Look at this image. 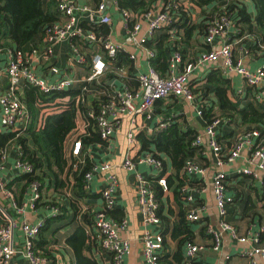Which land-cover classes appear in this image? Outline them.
Wrapping results in <instances>:
<instances>
[{"label":"built area","instance_id":"1","mask_svg":"<svg viewBox=\"0 0 264 264\" xmlns=\"http://www.w3.org/2000/svg\"><path fill=\"white\" fill-rule=\"evenodd\" d=\"M123 0H58V20L47 26L41 41L25 49L10 47L0 44V53L7 58L6 73L9 81L8 91L0 96L2 106V125L14 130L21 122L28 123L29 111L25 103L23 87L26 83L37 87L42 92L66 91L69 89H79L81 91L77 101L88 99L87 93L92 92V84H97L102 92L98 95L107 96L98 111L90 110L88 116L95 119L101 139L106 142L112 139L122 126L124 117H134L143 115L147 120L154 117V108L158 101L165 100L174 95L188 102H193L195 92L190 85V78L193 72L207 64L221 63L222 72L225 75L237 74L244 78L247 84L256 87L259 92L256 99L264 100V65L251 69L244 65L242 58H235L233 44L225 41L219 49H211L202 52L197 61L189 62L182 66L183 54L178 48L170 45L171 52L168 56V69L165 75L157 71L150 63L149 69L136 75L138 86L131 88L128 84L129 75L127 66H116L114 59L120 51H125L127 47L141 48L146 58L152 61L156 56V50L148 43L159 34L169 33L175 35L177 32L178 13L183 9L192 16L196 13V8L192 6L190 0H159L155 7L147 10L134 11L132 8L122 6ZM226 5V4H225ZM223 5L222 7H225ZM117 11L123 17V42L119 43L112 39L114 34V22ZM232 16L222 13L214 17L209 22L204 35L205 42L212 44L217 38L227 36L232 26ZM84 23L91 26L105 25L108 34L92 28H85ZM240 33V30H238ZM240 40L254 38L248 34L241 35ZM68 43L72 54L66 66L54 64L57 46ZM132 60L135 55H130ZM46 62L48 71L40 74L36 66ZM81 69H86V74L79 75ZM127 70V71H126ZM123 82L121 88L114 87L116 80ZM105 82V84H104ZM84 117V116H83ZM131 124L133 126H131ZM130 124L131 129L125 134L130 146L135 144V122ZM221 124V119L216 118L212 124L208 125L206 134L209 137V144L214 151L217 163L223 167L227 163H232L242 156L246 148H250L249 163L251 166L243 170L245 175L258 177L251 168L256 167L259 171H264V136L257 129H247L238 135L233 146L227 154H222V147L217 140L216 129ZM171 124L160 121L161 129L169 127ZM79 132H74L71 137V156L76 162V170H83L87 167L88 160L83 154L85 148L83 136L87 134L86 127ZM201 143V138H196L194 145ZM18 149V160L15 169L20 175L33 170L32 165L20 158ZM8 156L7 149L0 151V193L7 200L4 204L0 202V214L3 216L4 224L0 226V262L9 264L13 257L20 252L29 264H55L52 258H48L36 250L35 242L39 237L45 221L34 223L29 220H19L15 216L25 214L27 211H36L37 200L40 197L38 183H33L30 187L31 194L28 199L20 205L15 195L4 180L2 170L5 168V161ZM139 165H148L154 168L159 175L158 183L164 192L169 190L167 175L162 174L164 161L155 155L154 152L146 150L136 159L127 155L122 166L128 172H132L137 180V203L142 218L143 230L141 242L143 257L146 264H161L160 253L164 246V236L156 227L161 225L158 215L159 203L153 190L151 179L139 172ZM184 172L190 176L204 177L207 169L203 163L194 157H190L184 164ZM95 173H103L107 178L106 188L102 192L104 205L95 214L93 237L99 246L112 254L113 264H125V260L132 255V243L129 237L125 236L128 229V221H113L107 215V210L116 205L114 191L120 183L119 176L114 171L111 162H104L91 166L84 174L85 188L91 189L92 179ZM162 174V175H161ZM204 191V189H202ZM212 191L215 198V205L221 217L218 229L211 228L209 232L213 236V250L220 252L223 245L225 232L241 243H248L250 236L255 246L246 250V254L251 259L252 264H257L256 257H260L264 262V246L258 245L260 233L264 232L261 227L258 233L251 235H240L237 228L227 221L228 206L235 201L234 195L228 191V173L219 169L212 180ZM188 201H193V194L188 186L182 188ZM7 205L8 211L5 207ZM53 216L59 213V209L52 207ZM204 206H194L188 209L187 217L189 221L199 223L202 219ZM21 221V222H20ZM21 230L24 246L17 248L16 231ZM204 244L188 241L185 245L186 264H193L199 253L204 251ZM223 264H231L227 260Z\"/></svg>","mask_w":264,"mask_h":264},{"label":"crops","instance_id":"2","mask_svg":"<svg viewBox=\"0 0 264 264\" xmlns=\"http://www.w3.org/2000/svg\"><path fill=\"white\" fill-rule=\"evenodd\" d=\"M159 0H147L149 8L155 7ZM232 0H218L217 5L223 6L226 3H230ZM248 7L249 12L252 15L253 23L255 25L257 12L252 0H241ZM151 7V8H152ZM114 22V34L112 39L121 43L123 42V17L117 11ZM200 10L193 15V21L197 24V29L193 35V40L190 45L185 44L188 49V58L199 56L202 52L211 50L213 48L219 49L225 41H229L234 47L235 58H242L244 65L251 69L259 68L264 65V58L261 52L250 50V43L241 41L240 34L232 20V26L228 31L227 36L217 38L212 44H207L204 39V35L201 31L202 14ZM233 18V16H232ZM163 34H159L157 38L153 40H162ZM151 40V42L153 41ZM252 42V39L249 40ZM40 42V41H39ZM32 43V45L39 43ZM172 43V42H171ZM156 45V42H155ZM169 45L167 42L161 43V46ZM130 55H135V59L131 66H128L129 81L128 84L131 88H136L138 82L136 75L140 72H145L149 69L151 61L146 58L144 51L141 48L127 47L124 49ZM171 48L169 49V54ZM72 51L68 43H63L56 48V55L54 64L60 66H66L69 63V57ZM166 54V53H165ZM167 52V56H169ZM189 63L184 59L182 66ZM7 58L5 54L0 53V96L8 91L9 81L6 73ZM124 66V65H123ZM205 67H199L196 69L190 78V85L195 92V99L193 102H188L182 98H178L174 95L168 97L165 100L158 101L154 108V117L151 120H147L143 115H136L134 117H124L122 120V126L119 132L110 140L104 142H96L84 148L83 154L88 162L93 165H97L104 162H111L114 165V171L119 176L120 183L117 189L114 191L116 198V205L113 208L107 210L108 217L113 221H128V229L125 232V236L129 237L132 243V255L125 260V264H146L143 257V248L141 242V234L143 230L142 218L137 203V180L134 173L126 171L122 166V163L127 155L136 159L142 155L147 149L144 148L142 140L139 136H152L167 129H161L160 121L171 124H178L185 131L194 132L193 142L196 138H201V143L194 147V158H198L205 168L207 174L204 177L188 176L184 177V183L178 188L182 190L183 187L188 186L190 193L193 194V201H188L186 195L181 192L179 194L180 201L183 209L188 211L189 208L194 206H204V212L202 219L199 223H194L195 236L193 240L196 243L204 244L205 250L198 254L193 264H223L226 260L231 264H252L251 259L246 254V250L251 246H255L253 239L250 236L248 243H241L234 239L229 232L224 233L222 250L220 252L214 251L213 236L209 232L211 228L218 229L220 226L221 217L215 205V198L212 191V180L215 173L219 169H223L228 173V191L234 195L235 201L232 205L228 206V214L226 216L227 221L232 223L238 230L240 235H251L258 233L261 227H264V171H259L253 166L251 169L258 173V177L253 175H245L242 171L250 168V148H246L242 156L232 163H227L223 167H220L217 163V158L214 155V151L209 144V137L206 134L208 125L212 124L216 118L221 119V124L216 129L217 140L222 147V154H227L230 148L233 146L238 135L244 131H248L250 128L248 125H244L241 118L234 115L230 110L223 109L221 107L220 100L216 95L214 85L209 83L207 77L215 69H220V64H207ZM38 67V68H37ZM38 73L44 74L48 71V65L46 62L36 66ZM221 70V69H220ZM127 71V70H126ZM222 71V70H221ZM223 73V72H222ZM86 74V69H81L79 75ZM230 81L229 95L232 100L239 101L242 105H245L248 101H256L264 103V100H257L256 94L259 90L246 83L243 77L237 74L225 75ZM48 77V76H47ZM193 81V82H192ZM28 84V83H26ZM31 85V84H29ZM92 92L94 94L87 93L89 102L101 91L100 88L94 87L92 84ZM123 82L116 80L114 87L121 88ZM24 93V87H23ZM90 95L93 96L92 100ZM3 110L0 105V132L6 133L11 129H7L2 125ZM77 127L79 130H83L86 127V120L83 115L78 113L77 115ZM135 122V144L130 146L126 140L125 134L133 126L131 123ZM131 124V126H130ZM28 123L21 122L13 131L26 130ZM76 127V128H77ZM76 130V129H75ZM72 139H67L65 146L66 149L71 152ZM154 149V147H151ZM8 151V156L5 161V168L2 170L4 180L9 188L12 189L17 202L22 205L31 194L30 186L25 188V191H21L20 186H17L15 179L19 176L15 169V163L18 160V145L12 141L5 145ZM163 161L166 163L167 177L174 175V169L171 159L166 154H161ZM139 172L144 174L147 178L155 179L159 173L148 165H139ZM75 171L76 170L75 168ZM185 174V173H184ZM162 175V174H161ZM188 176V177H187ZM73 176H70L69 180L72 182ZM15 181V182H13ZM13 182L12 186H9ZM178 182H175L177 185ZM107 178L103 173H95L92 179L91 189H88L91 196L85 200H80L81 213L74 215L73 222L67 227L60 229L56 228L52 231L54 222L51 217L53 216L52 206H40L38 205L36 211H27L25 214L15 216L19 220H29L34 223L51 219V223H48L46 230L43 233V238L47 239L44 244L45 248L51 253V258L55 264H113L112 254L99 247L92 235L94 231L95 214L97 211L105 207L102 192L106 188ZM169 185L167 192L163 191V201L165 205L164 213L170 216L172 219L177 217L179 211V203L174 197V187ZM204 189V191L202 190ZM50 195H56V192L51 191ZM72 192L66 193V195H60L59 198L69 211L66 215L74 213L70 207V200ZM69 197V198H66ZM0 202L3 204L7 200L0 193ZM7 209V205L5 206ZM169 209H173L175 215L171 216L168 213ZM10 213L11 210L8 209ZM88 213V214H87ZM67 215V216H68ZM66 216V217H67ZM64 217V218H66ZM89 219L91 223L85 221ZM21 222V221H20ZM4 224L3 216L0 214V226ZM85 228L86 239L84 242L76 240L70 243L69 238L75 235L79 227ZM206 229L205 234H201V228ZM163 235L165 230V224L161 221V225L156 227ZM166 237L167 244L171 251H175L178 247V241L173 240L170 232H167ZM42 239V236H41ZM39 237V240H41ZM17 248L21 249L24 246V239L22 238L21 230L16 231ZM258 245L264 246V232L260 233V240ZM257 264H264L260 257H256ZM9 264H29L24 258L23 254L18 252Z\"/></svg>","mask_w":264,"mask_h":264},{"label":"trees","instance_id":"3","mask_svg":"<svg viewBox=\"0 0 264 264\" xmlns=\"http://www.w3.org/2000/svg\"><path fill=\"white\" fill-rule=\"evenodd\" d=\"M98 2L99 0H95ZM218 0H190V3L202 14L201 33L205 35L209 22L215 16L227 13L233 16L234 23L241 35L249 33L253 38L250 50L262 52L264 54V0H252L257 12L255 25L252 15L248 7L241 0H232L226 3L225 7L217 5ZM122 6L132 8L134 11L147 10L149 4L147 0H123ZM58 0H0V44L25 49L32 43L41 41L47 26L58 20ZM192 14L181 9L178 13L177 32L175 35L164 33L162 40H153L148 43L150 47L156 50V56L152 59L151 65L165 75L168 69V56L170 45L182 51L184 59L188 62H195L198 56L188 58V49L185 44L190 45L193 35L197 29V24L193 21ZM85 28H92L95 31H101L104 35L108 34L105 25L91 26L84 23ZM156 42V45H155ZM168 45L161 46V43ZM172 42V43H171ZM166 53V54H165ZM116 66H131L133 61L125 51H120L116 59ZM209 83L214 85L216 95L218 96L221 107L230 110L234 115L241 118L244 125L250 126L248 129H257L264 136V103L256 101H248L242 105L239 101H234L229 95L230 81L224 77L220 69H215L207 77ZM105 84V82H104ZM81 91L79 89H69L66 91H50L42 92L37 87L29 84L24 85V99L29 111V121L26 130L13 131L6 133L0 132V151L5 145L14 141L18 145L20 158L32 165L33 170L20 174L15 181L20 186L21 191H25L28 186L38 183L40 197L37 200V206H52L59 209V213L52 216V221H57L66 217L69 212L59 196L72 192L70 207L74 211V215L81 213L80 200H85L91 196L90 192L85 188L84 174L91 168V164L87 163V167L83 170L75 171L68 165L65 155V143L67 139L74 133L77 127L78 113L84 116L86 120V132L83 136L84 146L96 142H102L101 136L95 119L88 116L90 110L98 111L100 105L107 100V96H95L92 103L89 99L77 101ZM69 96L71 99L61 104L53 105V108L42 115V107L52 105L59 97ZM152 136H139L143 142L144 148L161 157L166 154L172 161L174 175L167 177L168 184L174 187V197L179 203V211L177 217L172 219L164 213L165 205L163 201V189L159 185L157 179H151V184L159 203L158 215L165 224L164 235L170 232L173 240L178 241V247L171 251L166 237H164L163 250L160 253L161 264H186L185 261V245L188 241H194L195 228L194 223L189 221L187 211L183 209L178 190L184 183V164L190 157H194L193 136L194 132L185 131L178 124H173ZM154 147L152 149L151 147ZM75 162V161H74ZM166 170V163L164 162ZM166 171H162L165 174ZM73 176L72 182L69 180ZM188 177V176H187ZM67 179V180H66ZM13 181V182H15ZM13 182L9 185L12 186ZM175 182H178L177 185ZM11 189V188H10ZM51 191L56 195H50ZM168 213L174 216V210L169 209ZM88 214V213H87ZM44 224L39 234L41 239L36 240V250L44 256L51 258V253L45 248L47 239L43 238L48 223ZM86 222L91 223L89 219ZM206 229L201 228V234H205ZM163 235V236H164ZM93 237V235H92ZM79 240L84 242L86 233L84 227H79L75 235L69 238L70 243ZM95 243L99 246L97 240L93 237ZM100 247V246H99ZM1 261V260H0ZM0 264H2L0 262ZM95 264V263H92Z\"/></svg>","mask_w":264,"mask_h":264},{"label":"rangeland","instance_id":"4","mask_svg":"<svg viewBox=\"0 0 264 264\" xmlns=\"http://www.w3.org/2000/svg\"><path fill=\"white\" fill-rule=\"evenodd\" d=\"M197 12H198V10L196 9V13ZM246 34L250 35L249 33H246ZM250 37H251V35H250ZM251 39L252 38H246V39L243 40V43L244 42H247V43H250L251 44V41H249ZM252 42H253V40H252ZM262 56L264 58V54L263 53H262ZM217 64H220L221 65V63H217ZM202 67H205V66H202ZM219 67L222 70L221 66H219ZM93 85H94V87L97 86V84H93ZM90 94H94V93H90ZM90 96H91L90 99L92 100L93 96L92 95H90ZM70 99L71 98L69 96H64V97L57 98L52 105H48V106L45 105V106L42 107V115H44L46 112L50 111L53 108V105H55V104H61V103L65 102V101H69ZM73 132L78 133L79 131L78 130H74ZM64 151H65L66 158L68 160V165H70L71 168L75 170L74 165H75L76 162H74L73 156H71L69 150L66 149V146H65ZM63 193H64V196H65L66 195V189H65V187L63 189ZM73 218H74V213H71L66 218H62V219L57 220L56 222H54V225H53V228H52L53 230L52 231H55V229L58 228V227H60V229H63L65 227H67L68 225H70L74 221Z\"/></svg>","mask_w":264,"mask_h":264}]
</instances>
